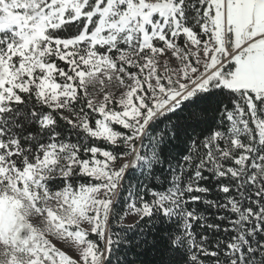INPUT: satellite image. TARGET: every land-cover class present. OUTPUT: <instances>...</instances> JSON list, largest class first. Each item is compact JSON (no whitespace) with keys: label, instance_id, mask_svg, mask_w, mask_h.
<instances>
[{"label":"snow or ice","instance_id":"snow-or-ice-1","mask_svg":"<svg viewBox=\"0 0 264 264\" xmlns=\"http://www.w3.org/2000/svg\"><path fill=\"white\" fill-rule=\"evenodd\" d=\"M0 264H264V0H0Z\"/></svg>","mask_w":264,"mask_h":264}]
</instances>
